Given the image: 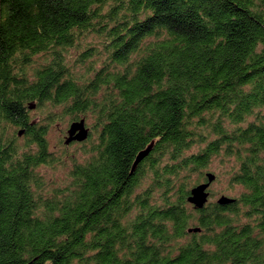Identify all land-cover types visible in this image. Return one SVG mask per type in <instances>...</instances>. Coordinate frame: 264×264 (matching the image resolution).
<instances>
[{
    "label": "trees",
    "instance_id": "16d2710c",
    "mask_svg": "<svg viewBox=\"0 0 264 264\" xmlns=\"http://www.w3.org/2000/svg\"><path fill=\"white\" fill-rule=\"evenodd\" d=\"M47 103L93 120L51 188ZM0 124V264H264V0H0ZM219 156L243 191L194 209Z\"/></svg>",
    "mask_w": 264,
    "mask_h": 264
},
{
    "label": "rangeland",
    "instance_id": "374dc122",
    "mask_svg": "<svg viewBox=\"0 0 264 264\" xmlns=\"http://www.w3.org/2000/svg\"><path fill=\"white\" fill-rule=\"evenodd\" d=\"M88 40L89 41L85 39V41H82L81 44L74 47L76 52L74 57L77 56L78 58V55L82 53L81 51L83 48L87 46V44L91 43L90 41H93L94 44L98 41L97 38L92 35L88 38ZM77 58H75L71 64L72 71L75 73L76 77L81 80L82 78L87 77L86 75L90 70V64L93 60L88 59L85 60L84 63L80 64L81 62H79ZM95 58L97 61V67H102L104 64L101 65V63L106 59L105 55H100L98 57H94V59ZM31 106L33 108L28 113L30 122H38L39 124L45 125L48 124L47 142L49 143L50 150L53 152L55 157L64 162L41 166L38 169V172L42 175L48 188L64 185L65 182H67L66 176L69 170V166L66 165L71 164V159L82 161L88 158L90 154L86 155L85 152H82L80 143H70L69 145L63 144V141L67 136V130L72 122L70 121L69 116L62 114V106H54L51 103H47L44 107L38 108H36L33 104H31ZM92 121L93 120L88 117L85 120L86 127H89ZM12 134V128L5 126V124H0V136L8 139L11 138ZM91 137V141L93 142L96 139V134L94 133ZM16 143H18L19 146L24 145L25 141L23 134L17 137ZM199 148H201V146L195 145L190 151L197 152ZM237 167L238 163L235 158L230 157L229 159L219 156L215 157L211 161L210 165L204 169L205 173H211L215 176L214 181L211 182L209 186L210 196L208 202H216L221 196L234 199L243 191L241 187L232 186L229 182L233 169ZM189 182L190 188H192L204 181L199 175L195 174L191 175ZM145 184H143V186H145Z\"/></svg>",
    "mask_w": 264,
    "mask_h": 264
},
{
    "label": "water",
    "instance_id": "95a60500",
    "mask_svg": "<svg viewBox=\"0 0 264 264\" xmlns=\"http://www.w3.org/2000/svg\"><path fill=\"white\" fill-rule=\"evenodd\" d=\"M33 108V107H31ZM22 134V130L18 132L20 136ZM88 137V128L85 126V120L82 118L79 121H74L70 124L67 130V136L65 137V144L68 145L71 142H82ZM151 150V145L146 147L144 150L140 151L133 162V169L135 166L148 155ZM206 181L201 182L194 187H192L189 191V195L187 197V202L193 206L194 209H202L208 202L210 192L209 186L211 182L214 181L215 176L211 173H206L205 175ZM234 200L231 198H227L225 196H221L216 202L219 205L230 204ZM199 228H191L188 232H198Z\"/></svg>",
    "mask_w": 264,
    "mask_h": 264
}]
</instances>
